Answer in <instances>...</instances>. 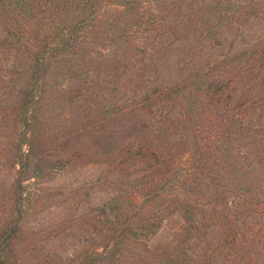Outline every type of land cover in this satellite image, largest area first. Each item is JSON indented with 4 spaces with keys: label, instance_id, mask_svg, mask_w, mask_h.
Listing matches in <instances>:
<instances>
[{
    "label": "trees",
    "instance_id": "trees-1",
    "mask_svg": "<svg viewBox=\"0 0 264 264\" xmlns=\"http://www.w3.org/2000/svg\"><path fill=\"white\" fill-rule=\"evenodd\" d=\"M111 1L0 0V131L12 130L0 138V162L13 170L11 212L0 220V264H10L8 249L23 229L24 182L46 166V149L55 139L47 126L62 101L70 108L68 115L61 112L63 143L83 133L82 146L95 148L92 154L124 177L131 164L145 161L151 201L164 204L169 195L166 207L179 210L181 226L155 249V264H203L192 247L200 239L203 208L236 234L238 212L248 216L257 204L264 206V47L210 52L229 40V31L234 44L231 30L262 18L264 2L250 0L233 11L224 5L231 0H158V8L177 7L181 14L166 21L171 39L149 53L153 79L143 78L135 101L123 103L107 89L109 80L102 81L104 74L122 77L116 57L107 58L104 48L129 42L138 26L160 14L151 9L146 17L140 0ZM165 106L171 110L159 114ZM72 148L67 160L85 155ZM236 196L241 203H230ZM105 206L104 249H93L87 264H132L136 257L147 263L153 252L142 245L156 232L160 210L153 217L143 204L129 213L118 194ZM232 242L238 247L241 241Z\"/></svg>",
    "mask_w": 264,
    "mask_h": 264
},
{
    "label": "rangeland",
    "instance_id": "rangeland-1",
    "mask_svg": "<svg viewBox=\"0 0 264 264\" xmlns=\"http://www.w3.org/2000/svg\"><path fill=\"white\" fill-rule=\"evenodd\" d=\"M248 1L250 0H231L226 1L224 5L235 11L234 9H243L241 3ZM259 1L264 2V0ZM159 2L158 0H140L142 11L147 13L146 17L152 16L149 15L151 9H157V14L160 15L156 16L155 21L143 22L138 26L128 36L129 42L108 43L104 48L107 58L108 56L116 57L120 67L119 75L121 74L122 77L118 80L117 75L104 74L102 81L107 83L109 80L107 89L112 91L115 94L114 99L120 102L135 101L134 88L141 85L143 78L147 81L153 79L151 67L147 64L151 56L149 53L152 51L157 53L171 39L165 31L169 27L167 22L181 14V10L177 7L173 10L162 6L158 8ZM111 3L113 1L106 0L107 5ZM260 11L263 13L262 18H252L240 30L236 27L231 30L236 34L234 44L229 42L232 37L229 31V40L225 42L223 40L224 44L211 49L210 52L214 55L230 53V51L243 47L251 48L257 44L264 47V6L260 8ZM144 47H148L147 52L144 51L146 49ZM103 67L107 70L105 66ZM139 99L140 96L136 100ZM55 106H58V111L69 114L70 108L65 101ZM167 107H163L159 114L171 110V107H168V110ZM55 112L50 117V126H47L53 127L52 133L54 132L55 139L51 137L53 144L46 149V166L38 177L24 182L26 188L21 202L23 229L12 248L8 249L9 263L87 264L93 249L96 248L98 251L104 249L108 231L105 205L117 194L122 195L123 205L130 210L129 213L137 211L143 204L152 211L150 214L153 217L157 216L155 211L160 210L158 213L162 214V220L154 219L157 225L156 232L149 234L142 245L143 249H151L153 252L147 263L158 259L155 249L160 250L162 245L174 239L175 230L180 228L183 219L179 210L172 211V208L166 207L169 195L163 199L164 204L161 200L151 201L149 188L145 187L147 173L151 171L149 164L137 160L128 167L130 177H124V172L121 174L114 171L115 168L107 164L102 156L99 154L94 156L92 153L95 148L82 146L86 138L83 133L74 142L72 140V143L66 145L62 142L66 137L61 138L64 133V116L61 112H57L55 116ZM56 123L61 124V127L56 126ZM48 132L50 134V129ZM10 133L12 130L2 129L0 138ZM72 147L81 150V154L84 149L85 155H82V158L67 160V155L74 151ZM245 149L246 147L242 151ZM261 149L264 151V144ZM0 151H2L1 148ZM12 178L13 170L11 171L6 160H3L2 163L0 162V220L6 218L11 212L8 187ZM129 195L135 197L137 207L128 200ZM229 200L233 204L235 201L241 203L237 196ZM256 207H258L256 211L250 212L254 216L250 213L246 216L247 210L245 214L238 212L236 234L230 232L229 226L223 223L222 219H212L213 213L209 207L203 208L200 215L205 216H202L199 228L200 239L197 240L198 243L192 244L195 249L194 252L192 251L193 255H196L200 262L203 261V264H264V206L257 204ZM233 237H239L241 242L238 247H232ZM236 240L234 238V241ZM128 253L131 257L137 256L134 251ZM131 263L147 264L145 260L142 262L138 257Z\"/></svg>",
    "mask_w": 264,
    "mask_h": 264
}]
</instances>
